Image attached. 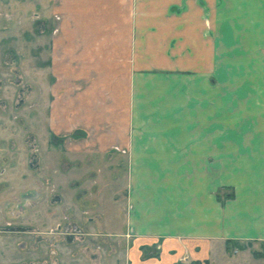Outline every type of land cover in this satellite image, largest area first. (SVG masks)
Instances as JSON below:
<instances>
[{
	"label": "crops",
	"instance_id": "1",
	"mask_svg": "<svg viewBox=\"0 0 264 264\" xmlns=\"http://www.w3.org/2000/svg\"><path fill=\"white\" fill-rule=\"evenodd\" d=\"M29 3L49 132L124 151L126 264H264V0Z\"/></svg>",
	"mask_w": 264,
	"mask_h": 264
},
{
	"label": "rangeland",
	"instance_id": "2",
	"mask_svg": "<svg viewBox=\"0 0 264 264\" xmlns=\"http://www.w3.org/2000/svg\"><path fill=\"white\" fill-rule=\"evenodd\" d=\"M16 1L0 5V264H126V238L116 237L125 225L124 151L78 152L49 132L47 72L31 67L35 58L44 65L45 39L34 38V5ZM222 161L214 177L249 168ZM19 199L16 218L6 207Z\"/></svg>",
	"mask_w": 264,
	"mask_h": 264
},
{
	"label": "built area",
	"instance_id": "3",
	"mask_svg": "<svg viewBox=\"0 0 264 264\" xmlns=\"http://www.w3.org/2000/svg\"><path fill=\"white\" fill-rule=\"evenodd\" d=\"M23 196H25V197H26V196H29V197H30V194H24ZM23 196H22V197H23ZM22 197H21L20 199H22ZM20 199H19V201L17 200V203H16L15 206H14L13 204H11L10 206L7 205V207H6V208L9 207V209H13L12 211H14V212H13L14 216L17 215V212H18V211H19V212H20V211H23V210H22L23 208H22V205H21V201H20ZM14 203H15V202H14ZM10 212H11V211H10ZM10 212H9V214L12 215V213H10Z\"/></svg>",
	"mask_w": 264,
	"mask_h": 264
},
{
	"label": "flooded vegetation",
	"instance_id": "4",
	"mask_svg": "<svg viewBox=\"0 0 264 264\" xmlns=\"http://www.w3.org/2000/svg\"><path fill=\"white\" fill-rule=\"evenodd\" d=\"M18 214H20V212H17L16 218H17Z\"/></svg>",
	"mask_w": 264,
	"mask_h": 264
}]
</instances>
